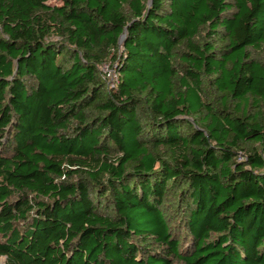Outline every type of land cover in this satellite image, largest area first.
<instances>
[{"label":"trees","instance_id":"obj_1","mask_svg":"<svg viewBox=\"0 0 264 264\" xmlns=\"http://www.w3.org/2000/svg\"><path fill=\"white\" fill-rule=\"evenodd\" d=\"M50 1L0 0L3 264H264V0Z\"/></svg>","mask_w":264,"mask_h":264},{"label":"rangeland","instance_id":"obj_2","mask_svg":"<svg viewBox=\"0 0 264 264\" xmlns=\"http://www.w3.org/2000/svg\"><path fill=\"white\" fill-rule=\"evenodd\" d=\"M51 4H56V2L54 0L50 1ZM49 41L53 42L56 41L55 37H51L49 38ZM254 57L260 61L264 62V47L262 50H259L258 52H256L254 54ZM100 73L102 75L103 80L108 84V85H112L115 83V73L113 71V69L109 68L108 65L107 66H103L100 68ZM241 158H243L241 156ZM179 231H181V229H179ZM181 237V236H180ZM183 238V237H182ZM187 242L185 239L182 240V243ZM4 263V258L0 259V264Z\"/></svg>","mask_w":264,"mask_h":264},{"label":"water","instance_id":"obj_3","mask_svg":"<svg viewBox=\"0 0 264 264\" xmlns=\"http://www.w3.org/2000/svg\"><path fill=\"white\" fill-rule=\"evenodd\" d=\"M123 39H124V35H122V36L120 37L119 42H122Z\"/></svg>","mask_w":264,"mask_h":264}]
</instances>
